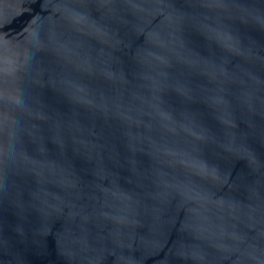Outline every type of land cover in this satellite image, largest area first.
<instances>
[{"label": "water", "instance_id": "water-1", "mask_svg": "<svg viewBox=\"0 0 264 264\" xmlns=\"http://www.w3.org/2000/svg\"><path fill=\"white\" fill-rule=\"evenodd\" d=\"M0 264H264V0H0Z\"/></svg>", "mask_w": 264, "mask_h": 264}]
</instances>
